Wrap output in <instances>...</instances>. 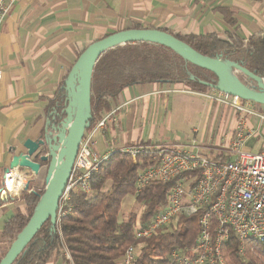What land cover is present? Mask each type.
Listing matches in <instances>:
<instances>
[{"label":"crops","instance_id":"obj_1","mask_svg":"<svg viewBox=\"0 0 264 264\" xmlns=\"http://www.w3.org/2000/svg\"><path fill=\"white\" fill-rule=\"evenodd\" d=\"M224 9L232 12L236 27L227 24ZM132 25L181 35L236 32L247 40L264 31V1L22 0L14 4L0 24V188L13 158L27 152L26 142H37L45 135L49 110L80 55L95 41ZM176 88L182 85L156 83L125 89L113 103L112 111L120 108L115 115L118 122L97 134V151L106 153L107 143L116 147L166 143L171 113L180 98L182 103L192 102L193 109L179 115L184 120L199 119L189 139L196 140L195 150L211 160L221 155L233 159L229 152L236 127L233 108L198 96L184 97L190 95L176 93ZM258 110L264 113V106L258 105ZM249 123L260 127L261 136L250 140L246 149L261 152L264 122L251 118ZM9 199L0 197V256L6 246L4 224L27 213L25 200ZM49 264L65 262L57 257Z\"/></svg>","mask_w":264,"mask_h":264},{"label":"trees","instance_id":"obj_2","mask_svg":"<svg viewBox=\"0 0 264 264\" xmlns=\"http://www.w3.org/2000/svg\"><path fill=\"white\" fill-rule=\"evenodd\" d=\"M222 13L228 25L237 26L232 12L224 9ZM129 29L149 28L132 25ZM158 30L173 35L206 57L239 64L264 79V31L245 40L236 32L181 35L168 29ZM233 71L247 87L256 89L257 83L250 77L236 69ZM156 83L182 85L188 91L207 94L215 90L208 84H217V77L159 44L135 42L111 49L94 68L91 128L103 114L112 111L113 103L125 89ZM65 102L66 91L62 85L49 110V121L53 120L55 111L64 109ZM34 159L39 162L38 156ZM213 160L230 159L221 155ZM148 165L149 155L140 157L135 163L128 154L114 153L98 172L92 174V194H72V212L57 221L55 227L48 220L13 264H49L57 257L69 264L66 253L70 254L74 264H122L125 250L132 245L142 250L137 264H171L169 253L172 249L195 244L200 231V214L179 217L170 227L172 231L158 232L145 241L136 240L137 213L130 211L121 219L125 200L133 196L135 203L143 207L140 221L145 225L165 207L172 186V183L152 182L136 195L138 174ZM46 174L44 164L38 175V179L43 178L41 184L34 185L35 192L25 199L27 213L17 214L4 224L2 237L7 249L2 252L0 262L28 224L44 194ZM222 252L228 264H264V243L256 240H247L242 246L236 237H232ZM156 255L162 259H156Z\"/></svg>","mask_w":264,"mask_h":264},{"label":"built area","instance_id":"obj_3","mask_svg":"<svg viewBox=\"0 0 264 264\" xmlns=\"http://www.w3.org/2000/svg\"><path fill=\"white\" fill-rule=\"evenodd\" d=\"M20 1L0 0V24L11 7ZM2 78L0 67V80ZM176 89V93H195L184 88ZM205 96L233 108L236 127L229 147L233 159L211 160L199 154L195 150L196 140L171 148L143 143L116 147L107 143L108 151L101 154L96 149V136L99 132H108L110 125L118 122L115 115L120 108H117L103 114L95 126L85 131L71 176L60 198L57 221L72 212V194H92V174L98 172L114 153L128 154L135 163L140 157L149 155V165L137 177L136 195L152 182L172 183V186L160 213L145 225L138 217L134 228L136 240L145 241L158 232L167 231L179 217L200 214V231L195 244L172 249L169 253L171 264H228L222 250L232 237H236L242 246L247 240L264 243V149L258 153L246 149L250 140L261 136L260 127L253 128L249 120L256 118L263 123L264 113L258 110V104L238 96L216 90ZM35 176L27 169L9 168L4 175L0 197L25 200L35 192L28 185ZM141 254L142 250L136 245L129 246L122 264H137ZM66 258L69 264H74L69 253Z\"/></svg>","mask_w":264,"mask_h":264},{"label":"water","instance_id":"obj_4","mask_svg":"<svg viewBox=\"0 0 264 264\" xmlns=\"http://www.w3.org/2000/svg\"><path fill=\"white\" fill-rule=\"evenodd\" d=\"M135 42L162 45L187 62L213 73L217 84L208 85L216 91L264 106V79L239 64L206 57L167 32L150 28L128 29L95 41L80 55L65 82L64 109L54 112L53 120L48 122L46 133L39 141H27V152L12 160V168L27 169L34 175H39L45 164L46 187L28 224L11 244L0 264H13L48 220L53 227L56 226L60 198L71 176L85 131L91 126L95 65L107 51ZM234 69L255 81L256 89L242 83L234 74ZM36 156L39 162L34 161Z\"/></svg>","mask_w":264,"mask_h":264},{"label":"rangeland","instance_id":"obj_5","mask_svg":"<svg viewBox=\"0 0 264 264\" xmlns=\"http://www.w3.org/2000/svg\"><path fill=\"white\" fill-rule=\"evenodd\" d=\"M183 95H190V96H184V97H189L191 99H195V97H202L204 99H207L205 94H198V93H184V92H180ZM210 93V92H209ZM212 93V91H211ZM202 95V96H200ZM179 97H181L180 95H177ZM176 96V97H177ZM180 103H177L176 106H174L173 110H172V124L170 129L167 132V137L164 141H166V143L164 142L161 146H163L164 144H171V145H186L188 144V140L190 139V137H192V130L199 126V119L198 118H192L190 120H184L179 113L181 112H189L191 111L192 108V102H189L187 99L182 103L181 99L178 98ZM210 100V99H209ZM191 108V109H190ZM203 134V133H202ZM159 144H157V146H159ZM210 158L213 159V156H211ZM42 177H40L38 179V175L35 176V178L31 179L28 182L29 187L33 188L34 185H40L42 180ZM43 179V178H42ZM143 207H139L136 203H135V198L133 196H129L125 202H124V211L122 212L123 215L121 217V219L126 218L128 213H130V211H135L137 213V216L140 218L141 213H142ZM171 229V228H170ZM168 229V230H170ZM172 231V230H170ZM7 244L5 246L6 250L7 248ZM159 256V255H156ZM157 259V258H156ZM158 259H162L161 257Z\"/></svg>","mask_w":264,"mask_h":264},{"label":"flooded vegetation","instance_id":"obj_6","mask_svg":"<svg viewBox=\"0 0 264 264\" xmlns=\"http://www.w3.org/2000/svg\"><path fill=\"white\" fill-rule=\"evenodd\" d=\"M43 169V168H42Z\"/></svg>","mask_w":264,"mask_h":264}]
</instances>
